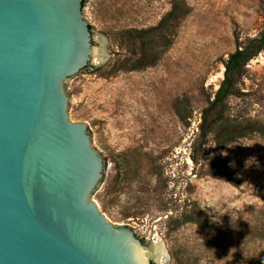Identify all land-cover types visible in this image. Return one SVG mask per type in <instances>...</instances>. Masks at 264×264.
Returning a JSON list of instances; mask_svg holds the SVG:
<instances>
[{"label":"rangeland","instance_id":"rangeland-1","mask_svg":"<svg viewBox=\"0 0 264 264\" xmlns=\"http://www.w3.org/2000/svg\"><path fill=\"white\" fill-rule=\"evenodd\" d=\"M175 1L189 14L157 65L109 75L124 55L117 33L157 26ZM84 16L107 60L68 79L66 92L70 121L89 124L107 161L94 196L102 214L141 240H163L169 261L157 264H264V51L245 66L241 93L228 102L229 115L263 127L218 152L237 185L205 174L214 135L199 164L191 159L224 63L264 30V0H87ZM186 207L193 222L181 218Z\"/></svg>","mask_w":264,"mask_h":264},{"label":"water","instance_id":"water-1","mask_svg":"<svg viewBox=\"0 0 264 264\" xmlns=\"http://www.w3.org/2000/svg\"><path fill=\"white\" fill-rule=\"evenodd\" d=\"M96 44L83 0H0V264H151L100 211L107 161L69 119L66 81Z\"/></svg>","mask_w":264,"mask_h":264},{"label":"trees","instance_id":"trees-1","mask_svg":"<svg viewBox=\"0 0 264 264\" xmlns=\"http://www.w3.org/2000/svg\"><path fill=\"white\" fill-rule=\"evenodd\" d=\"M87 0H83L85 7ZM189 14L188 7L181 1H175L172 9L159 24L148 29H126L117 33L116 46L122 51L119 59L112 63L109 75L121 71H142L154 67L165 51L173 43L176 25ZM92 29V26H91ZM264 51V30L258 37L238 46L224 63V79L215 93L214 99L202 111L201 122L196 140L192 144V161L199 164V157L208 151L210 137L214 135L217 152L210 161L206 175L237 185V176L229 170L228 164L218 153L226 146L241 139L250 138L257 133L263 134V127L249 119L228 114V102L241 91L238 81L245 66ZM111 65V63H110ZM194 214L187 210L181 218L193 222Z\"/></svg>","mask_w":264,"mask_h":264},{"label":"bare ground","instance_id":"bare-ground-1","mask_svg":"<svg viewBox=\"0 0 264 264\" xmlns=\"http://www.w3.org/2000/svg\"><path fill=\"white\" fill-rule=\"evenodd\" d=\"M107 43V42H106ZM106 52L104 48H95V57L94 63L96 65L103 64L106 60ZM154 245V254L157 256V259L161 257L162 262L167 263L169 261V254L166 248V244L163 240L158 239L153 243Z\"/></svg>","mask_w":264,"mask_h":264},{"label":"flooded vegetation","instance_id":"flooded-vegetation-1","mask_svg":"<svg viewBox=\"0 0 264 264\" xmlns=\"http://www.w3.org/2000/svg\"><path fill=\"white\" fill-rule=\"evenodd\" d=\"M140 236V235H139ZM142 241L145 243V242H147L146 240H144V239H142ZM150 262H151V264H157V262H156V258H157V256L155 255V254H152V253H150Z\"/></svg>","mask_w":264,"mask_h":264},{"label":"built area","instance_id":"built-area-1","mask_svg":"<svg viewBox=\"0 0 264 264\" xmlns=\"http://www.w3.org/2000/svg\"><path fill=\"white\" fill-rule=\"evenodd\" d=\"M146 239L149 240L150 239V236L149 237L147 236Z\"/></svg>","mask_w":264,"mask_h":264}]
</instances>
